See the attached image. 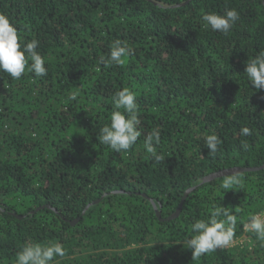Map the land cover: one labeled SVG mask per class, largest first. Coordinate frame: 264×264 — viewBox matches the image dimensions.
Masks as SVG:
<instances>
[{
	"label": "trees",
	"instance_id": "16d2710c",
	"mask_svg": "<svg viewBox=\"0 0 264 264\" xmlns=\"http://www.w3.org/2000/svg\"><path fill=\"white\" fill-rule=\"evenodd\" d=\"M185 1L0 0L47 68L18 80L0 71V264H16L26 244L55 243L65 255L51 264H264V243L244 228L264 211V167L232 173L243 189H223L228 175L203 181L264 164V88L245 73L264 52V0ZM230 9L240 19L227 34L202 21ZM117 40L130 50L126 63L105 66ZM124 88L141 135L116 152L98 136ZM153 130L159 162L144 147ZM212 134L215 154L205 144ZM215 207H229L234 239L251 242L192 259L191 226Z\"/></svg>",
	"mask_w": 264,
	"mask_h": 264
},
{
	"label": "clouds",
	"instance_id": "9594fccd",
	"mask_svg": "<svg viewBox=\"0 0 264 264\" xmlns=\"http://www.w3.org/2000/svg\"><path fill=\"white\" fill-rule=\"evenodd\" d=\"M239 19V12L235 9L227 10L222 15L207 13L202 17L206 26L223 34H227ZM37 47L36 40L25 44L16 26L7 16L0 14V71L8 73L17 80L26 71L34 73L37 77L46 76L45 59L39 54ZM129 52L127 45L117 40L111 48L110 57L108 59L102 57L101 63L105 66L112 63L123 66ZM245 73L255 89L264 88V52L246 63ZM76 98V93L69 97L71 100ZM114 105L116 110L111 115V123L100 130L98 140L116 152H122L129 150L137 142L141 135L138 130L141 121L138 118L135 94L128 88L116 92ZM241 135H251V130L243 127ZM160 142V131L153 130L147 135L144 145L147 153L157 162L164 159L155 148ZM205 144L209 153L215 154L219 151L220 138L215 134L208 135ZM242 185L243 177L239 174H231L223 180L221 187L232 190L240 186L243 189ZM220 217L223 218L218 219ZM236 224L237 218L229 207H215L211 210L208 220H197L193 223L191 227L195 235L187 241L188 248L192 250V259L230 246L234 241ZM244 228L255 233L257 239L264 243V213L253 214ZM64 255L65 250L59 243L47 246L26 244L18 253L16 264H51L55 256Z\"/></svg>",
	"mask_w": 264,
	"mask_h": 264
},
{
	"label": "water",
	"instance_id": "95a60500",
	"mask_svg": "<svg viewBox=\"0 0 264 264\" xmlns=\"http://www.w3.org/2000/svg\"><path fill=\"white\" fill-rule=\"evenodd\" d=\"M191 0H186L185 2H183L182 4H185L187 2H189ZM264 167V164L262 166H258V167H248V166H233V167H230V168H224V169H221V170H218V171H215V172H212L211 174L205 176L203 178V181H208V180H211L215 177H219V176H223V175H229V174H232V173H237V172H243V171H250V170H257V169H260V168H263ZM195 186H192V187H189L186 191H185V194L183 195L182 199H181V202L179 203L178 207H177V210L172 214L170 215L168 218H173L175 216H177L181 210H182V206H183V203L186 199V197L188 196V194L194 189ZM112 192H115V191H112ZM146 195V194H145ZM147 196V195H146ZM100 199L96 200L95 202H98ZM152 200V199H151ZM154 207L156 209V212H157V215L162 219L161 217V210L160 208L157 207V204L154 203ZM48 207H50V205L48 204L47 205ZM78 218L75 220L77 221Z\"/></svg>",
	"mask_w": 264,
	"mask_h": 264
},
{
	"label": "built area",
	"instance_id": "2783aa9c",
	"mask_svg": "<svg viewBox=\"0 0 264 264\" xmlns=\"http://www.w3.org/2000/svg\"><path fill=\"white\" fill-rule=\"evenodd\" d=\"M261 213H264V211L261 212ZM249 242H251V241L249 240V238L246 235V236H242V237H239L237 239H234L233 243L230 246H233L235 244H239V245H243L244 246L245 244H247ZM230 246H228V247H230Z\"/></svg>",
	"mask_w": 264,
	"mask_h": 264
}]
</instances>
